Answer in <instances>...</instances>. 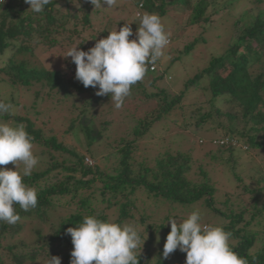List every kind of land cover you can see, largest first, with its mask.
I'll return each mask as SVG.
<instances>
[{"label":"trees","instance_id":"16d2710c","mask_svg":"<svg viewBox=\"0 0 264 264\" xmlns=\"http://www.w3.org/2000/svg\"><path fill=\"white\" fill-rule=\"evenodd\" d=\"M72 1L51 0L42 13L29 10L30 5L24 0L0 3V84L9 91L38 87L31 102L33 110L38 101H48L55 104L51 107L53 110L64 103L63 107L70 113L65 131L70 144L58 139L50 129L45 133L30 118L11 112L0 117L13 125L23 123L33 137L36 155L46 157L44 167L24 178L28 186L37 190V206L24 211L17 204L15 210L20 219L15 224L0 222V264H47L49 256L60 257L61 264H70L74 246L66 230L76 227L87 216L143 227L140 239H144V233L149 236L147 245L143 244L146 251L142 254L139 246L136 249L139 264H168L164 257L151 260L149 253L156 235L166 240L171 231L166 225L172 219L169 214L153 221V212L160 209L167 213L178 209L192 212L198 209L203 213L204 209L216 218L205 224L221 226L230 232V247L240 257L248 264H264V201L259 197L264 194V164L252 169L259 175L257 192L244 185L240 195L239 184L248 185L246 181L250 179L242 180L240 171L244 166L238 165L242 158L236 152L245 154V151L255 150L264 154V0H247L245 11L231 25V44L221 55L210 58L206 67L187 80L176 95L170 94L172 89L161 82L167 73L161 68L162 64L157 65L158 60L148 64L146 86H153L157 91H146L143 79L131 87V94L120 108L125 113L123 120L127 129L124 137L113 141L108 138L111 121L101 119V115L115 109L110 94L97 96L99 89L85 88L75 79L76 71L68 77L61 70L42 66L37 58L39 53L58 45L72 47L74 36L97 24L95 18L100 8L94 9L89 0H83L80 6L79 0L78 6ZM239 1L134 0L136 16L134 14L128 24L134 33L140 23L138 13H154L163 18L167 14L166 7L176 4L188 12L189 27L207 29L218 14H230ZM248 4L256 11L247 9ZM125 24L122 22L119 27ZM203 38L200 35L193 38L177 51L178 56L176 52L173 56L166 52L167 67ZM93 42L95 46L96 38ZM85 47L80 44L79 48ZM5 56L8 58L2 63ZM170 79L167 77L166 81ZM1 92L0 101L17 106L7 102ZM104 105L107 107L105 115L101 113L103 110L97 111ZM35 113L37 117L42 114ZM170 115L175 116L172 122L184 131L193 123L195 132L209 126L219 134L218 138L211 139L216 149L206 165L210 166L212 160L219 161L229 168L235 180L233 191L220 195L222 202L217 198V183L210 180L203 166L196 167L198 176L204 180L190 179L196 160L189 151L154 152L141 160L135 158L140 140L154 124ZM105 141L107 152L99 156L100 152L94 148ZM199 142L204 144V141ZM243 196L250 199L248 203L236 202ZM262 220V228H253ZM23 234L26 239L21 237ZM253 248L256 249L252 254ZM180 253L177 264H185L186 253Z\"/></svg>","mask_w":264,"mask_h":264},{"label":"clouds","instance_id":"9594fccd","mask_svg":"<svg viewBox=\"0 0 264 264\" xmlns=\"http://www.w3.org/2000/svg\"><path fill=\"white\" fill-rule=\"evenodd\" d=\"M24 2L30 5L29 10L42 13L51 0ZM89 2L94 9L105 8L103 5L107 9L116 0ZM138 15L140 23L135 34L126 23L118 31L116 27L108 31L109 35L99 39L88 51L76 46L66 55L76 66L75 79L85 88H98L97 96L110 94L116 109L123 106L131 87L145 77L148 64L154 63L169 43L161 17L148 12ZM133 35L135 38L130 40ZM13 107L0 101V117L9 114ZM33 149V137L23 123L13 125L0 120V165L15 166V170L0 168V222L15 224L20 219L15 210L17 204L24 211L37 206V190L24 182L40 160ZM18 163L23 165L20 171ZM201 219L198 209L180 223L169 219L171 231L162 253L165 259L179 249L186 253L185 264H248L230 247V232L221 226L204 225ZM66 234L71 236L74 246L70 264H139L136 249L140 246V234L132 224L87 216L76 227L67 228ZM47 264H61V258L49 256Z\"/></svg>","mask_w":264,"mask_h":264},{"label":"rangeland","instance_id":"374dc122","mask_svg":"<svg viewBox=\"0 0 264 264\" xmlns=\"http://www.w3.org/2000/svg\"><path fill=\"white\" fill-rule=\"evenodd\" d=\"M82 1L83 0H79V6L82 5ZM132 1L134 0H116L115 5L107 9H105L107 5H103V7L105 8H100L98 16L97 18H95L97 24L94 23L93 27L90 30L82 32L81 34H79V36H74L72 47L78 46L79 50L87 51V49L94 47V38H96L97 41L99 39L106 38L109 35L108 31L113 30L115 27L118 31L121 28L119 27V25H121L122 22L123 24H125V22L131 23L135 14ZM72 2L75 6H78L77 0H73ZM246 2L247 0H240L235 4L232 10H230V14H224V12L218 14L214 18V22L212 23V25H209L207 29H197L189 27L188 12L184 11L182 9V6L175 4L166 7L167 14L162 18V22L168 34L169 43L163 49V54L157 59L159 62L157 63V65L162 64L161 68L163 70L166 69V76L161 82H165L169 85V87L172 89L170 91V94L176 95L178 91L183 88L187 80L194 77L197 73L201 72L206 67L210 58L221 55L228 47V45L231 44L233 40V34L230 29L231 25L234 19L245 11ZM60 6H62L61 3L59 4V7ZM247 9H250L253 12L256 11L255 8L250 6L249 4L247 6ZM135 32L136 31H134V34ZM199 35L204 37L203 40H198L200 42L197 41L191 51H189L187 54L179 55L177 62H175L170 68L167 67V58H164L165 53L168 52L169 55L173 56L175 54L173 52H176V55L178 56L179 52L177 51H181V49L188 45L193 38L199 37ZM133 37L135 38V35H133ZM80 44H84L87 47L83 49L79 48ZM72 47L58 45L53 50L39 53L37 58L40 64L47 69H54L58 71L61 70L68 77H71L73 71H76V66L74 63H72L71 57H66V55ZM7 58L8 56H5L2 60V63H4ZM71 65H73V67ZM210 75H212V73ZM167 77H171L170 81H166ZM143 81L146 91H157L156 88L153 90V86H150L149 88L146 86L149 78L145 77L143 78ZM161 87L162 84L160 85V88ZM0 91H2L1 93L4 95L5 99H7V102L10 101L17 105L13 107L11 111L13 115H20L30 118L35 122L37 126L41 127L45 131V133H47V131L50 129L52 134L56 135L58 139L65 141V143L67 144H70L69 136L65 135V131L68 127L70 113L68 109L63 107L64 103L60 106H55L56 109L53 110L51 109V107L55 104H51L48 101L42 103L38 101V106L35 108V110H33L31 102L34 100L33 93L35 91H38V87H34V89L32 90L17 88V90L14 89L12 91H9V88H6L4 87V85L0 84ZM10 94L13 95L12 98ZM105 108H107L105 105L99 106L97 108V111L103 110L101 113L105 115ZM47 110L49 113H47ZM36 111L39 113L41 112L42 114L37 117L35 113ZM124 114L125 113L123 112V109L115 108L112 110V112H109V114H106L105 116L101 115V119L106 118L107 120L111 121V132H108V138H110L111 141H113L114 139L118 140L121 136L124 137V132L127 129L126 121L123 120ZM173 118H175V116H165L161 121L154 124L150 128L149 132L138 143V147L135 152V158L137 160H141L144 159L143 157H148L147 155H149V153L154 152L160 153L164 151H170L171 153H174L177 151H189L192 154L193 159L196 160L193 170L189 176L190 179L195 182L203 181L204 179L201 178L202 176H198V170L196 167L199 165L203 166V168L206 169V173L208 174L210 180L217 183L216 186H218L219 188V195L217 196V198L218 201L222 202V199L220 200V195L228 190L233 191L235 187V180L232 178L229 168H227L219 161L212 160V164H210V166L206 165V163L209 161L208 158L210 157L211 153L216 149L211 144V139H213V137L218 138L219 134L214 133L211 130L212 127L209 126L203 127L201 132H195L193 123H191V127L188 130L184 131V129H181L179 125L172 122ZM4 122H8L11 124L10 121ZM200 140L204 141V144H200ZM35 148L36 147L34 146L33 151L36 154L38 152ZM106 148L107 147L105 141L101 146L95 147L94 149H96L97 152H100L99 156H101L102 154H106ZM236 152L242 158L241 160H239L240 162H238V165L241 164L244 166L242 168L243 170L240 171L242 180L246 181L247 177H249L250 179V181H246L248 185L246 183L239 184L237 192L241 195L244 185L248 187V190L257 192L256 190H258L260 187L259 184H257L258 182L256 183L259 175H255V172L252 169L256 166H261L264 164V154L261 151L255 150L245 151V154L240 153L239 150ZM45 164L46 157H40V162L34 170L44 167ZM0 168L15 170V166L12 163H9L8 165H0ZM22 168L23 165L18 163L17 170L20 171L22 170ZM248 169H251L252 171H249ZM259 197L260 201H264V194ZM247 200L250 199L243 196L236 202L248 203L249 201ZM200 206L201 205L198 204L197 208H199ZM201 212H203L201 213L202 224L206 225L205 221H214L215 217L213 215L207 214L204 209ZM136 213L137 212H135V214ZM153 213V221L161 220L165 215L169 214L167 216L172 217V219H175L177 223H180L183 220L187 219L192 211L178 209L174 212L167 213L165 212V210L160 209L159 212ZM174 216H177L178 218ZM136 217L139 219L138 213L136 214ZM262 222L263 220L258 224L256 222V225H254L253 228H262ZM26 225L25 227L28 229V223ZM166 225L168 227H171L170 223L166 222ZM135 227L137 228L139 233H143V227ZM143 235L144 239H140L142 241L140 242L139 246L140 252L142 254L146 251V247H144L143 241L145 240L144 243L145 245H147L149 236L148 233H144ZM156 236L159 237V240H157V237H155V239L153 238L154 241L151 243V251L149 252L151 254V260L153 261H155L159 257H163V246L166 242V240H164L161 235ZM21 237L26 239L24 234ZM257 244L259 247V243ZM255 249L256 248H253V250L251 251L252 254ZM158 252H161V256H158ZM178 254L179 249L170 254L168 258H164V260L168 264H177L180 262V260H178V257L182 255L181 253L179 255Z\"/></svg>","mask_w":264,"mask_h":264},{"label":"built area","instance_id":"2783aa9c","mask_svg":"<svg viewBox=\"0 0 264 264\" xmlns=\"http://www.w3.org/2000/svg\"><path fill=\"white\" fill-rule=\"evenodd\" d=\"M152 69V68H151Z\"/></svg>","mask_w":264,"mask_h":264}]
</instances>
